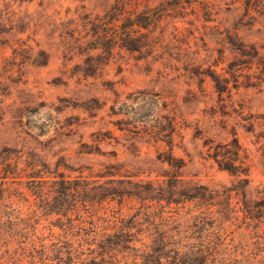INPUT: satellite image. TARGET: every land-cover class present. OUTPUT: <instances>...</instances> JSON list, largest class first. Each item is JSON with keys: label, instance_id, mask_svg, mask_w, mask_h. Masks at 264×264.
Here are the masks:
<instances>
[{"label": "rangeland", "instance_id": "obj_1", "mask_svg": "<svg viewBox=\"0 0 264 264\" xmlns=\"http://www.w3.org/2000/svg\"><path fill=\"white\" fill-rule=\"evenodd\" d=\"M245 8L0 0V264H195L209 242L206 264H264V10ZM236 149L244 173L213 159Z\"/></svg>", "mask_w": 264, "mask_h": 264}, {"label": "trees", "instance_id": "obj_2", "mask_svg": "<svg viewBox=\"0 0 264 264\" xmlns=\"http://www.w3.org/2000/svg\"><path fill=\"white\" fill-rule=\"evenodd\" d=\"M245 10L249 13H252L254 11H257V10H264V0H246V8ZM122 13V9H121V5H118L115 4V7L113 9L110 10V14L112 15V17L114 19H118L120 17ZM134 25V23H132ZM133 25L131 26V29H133ZM138 25V24H136ZM133 30H129V34L130 32H132ZM99 39V40H98ZM103 39V38H102ZM102 39L100 37L97 36V40L99 41V43L102 41ZM113 40L115 39L114 37L112 38ZM236 147L238 148V143H236ZM228 153V152H227ZM238 157V150H234V152H232V157H223L222 158V155H221V158L220 156H218V154H214L213 155V159L214 161L217 163V165L230 172V173H233V174H236V173H244L245 171V168L241 167V165H238V162H237V158ZM64 179H61L59 181L60 183V186H59V189H58V193L59 194H62L64 196H71V197H75L74 200H76L77 202V189L78 187H76L77 185L75 186H71V187H68L64 184ZM202 197L204 199H208L209 198H212V195L211 193L207 196H205V193L203 192L202 194ZM251 212H249L250 214ZM93 227V226H92ZM115 233L114 234H108L106 239L104 241L101 242V244H98L99 248H104V247H110V243H112L113 241V238H114ZM210 245V242L206 245V246H203L205 247L206 249L201 252H203V254L200 255V259L199 261H197L195 264H206L207 263V260L212 256V255H215L216 254V251H215V248L213 246H209ZM200 252V250H199ZM193 264V263H192Z\"/></svg>", "mask_w": 264, "mask_h": 264}]
</instances>
